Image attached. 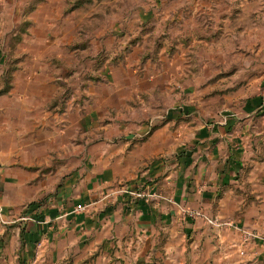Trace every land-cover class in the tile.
I'll list each match as a JSON object with an SVG mask.
<instances>
[{"label": "rangeland", "instance_id": "obj_1", "mask_svg": "<svg viewBox=\"0 0 264 264\" xmlns=\"http://www.w3.org/2000/svg\"><path fill=\"white\" fill-rule=\"evenodd\" d=\"M50 18L57 26L49 28V35L75 39L67 45L63 59L50 62L55 67L56 89L49 92L48 109L63 116L59 123L62 153H52L46 167H29L36 173V182L47 185L37 188L38 193L50 195L67 180L79 184L92 177L105 182L114 175L113 187L138 188L131 184L164 154L148 155L155 133L163 135L165 142L173 135L181 149L183 136L178 129L182 122L196 126L215 114H238L246 100L264 97V0H63L58 14ZM77 48L80 51L74 58ZM187 103L196 107V121L177 116ZM250 131L259 132V148L264 150V103ZM177 152L178 148L172 154ZM258 160L263 164L264 155H258ZM250 169H245L242 181L248 185ZM257 170L264 175V168ZM238 191L245 193L243 205L252 207L258 219H253L252 230L233 220L238 228H228L241 233V241L255 244L251 256L244 253L240 261L230 254L229 264H264V203L251 188ZM28 205H34V200L23 213ZM180 206V215L192 225L201 219L190 217L185 206ZM216 210L214 204L208 213L204 211L223 219ZM243 230L262 238L246 239ZM194 232L191 228L186 246L173 253L167 252L169 233L161 229L155 238L156 250L151 252H141L143 240L135 237L107 257L98 252L69 255L56 264H221L226 253L218 246L210 252L192 246ZM0 264L32 263L17 249L3 254Z\"/></svg>", "mask_w": 264, "mask_h": 264}, {"label": "crops", "instance_id": "obj_2", "mask_svg": "<svg viewBox=\"0 0 264 264\" xmlns=\"http://www.w3.org/2000/svg\"><path fill=\"white\" fill-rule=\"evenodd\" d=\"M62 7L63 0H0V257L17 249L32 264H56L69 255L94 252L107 257L135 237L143 240L141 252H151L156 250L155 238L161 229L168 231L167 252L173 253L186 246L191 228L197 234L192 246L205 252L218 246L226 253L221 264H229L232 253L236 261L244 253L251 256L255 242L242 243L238 231L212 228L203 219L192 225L183 219L179 208L180 204L202 207L208 213L216 204L215 214L224 220L255 229L256 216L252 207H244L246 196L238 189L251 188L264 203V175L257 170L264 168V162L258 160V155H264L258 142L262 139L257 138L259 132L250 131L251 121L264 103L259 95L238 106V114H215L211 120L201 117L203 121L196 126L182 122L178 129L183 136L179 138L181 149L173 135L167 142L159 133L150 138L153 150L149 157L164 152L162 159L131 185L146 186L160 198L145 201L122 194L86 213L73 212L76 204L113 189L115 175L105 182L92 177L79 184L67 180L50 195L37 192L47 185L41 180L37 183L36 173L29 167H46L52 153H62L59 123L63 116L48 109L49 92L56 89L55 67L50 62L56 57L63 59L67 45L75 39L49 35V28L57 26L50 15L58 14ZM79 51L73 50L74 58ZM181 107L177 116L196 121L194 104ZM248 166L250 185L242 182ZM149 178L154 179L152 183L147 182ZM33 200L34 205H28L23 213Z\"/></svg>", "mask_w": 264, "mask_h": 264}, {"label": "built area", "instance_id": "obj_3", "mask_svg": "<svg viewBox=\"0 0 264 264\" xmlns=\"http://www.w3.org/2000/svg\"><path fill=\"white\" fill-rule=\"evenodd\" d=\"M154 179L149 178L148 181L151 182ZM146 187V186H145ZM145 187H138V188H133L130 187L127 184H123L120 187H114L113 189L105 192L103 195L98 197L97 199H92L89 201L85 202H80L75 205L73 212L77 214H82L86 213L92 209H96L101 203L113 199L115 197H119L120 195L124 194H129L132 195L135 198H140L145 201H150L152 199L160 198L161 195L158 193H155L153 191H149ZM183 210H185L188 215L192 218H201L204 220L205 223H207L210 226L214 227H236L235 224L232 221H226L224 219H221L219 217H214L209 214H207L204 210L202 209H195V210H190L185 207H182ZM238 228V227H237ZM244 236L246 239L256 237V238H262V236H259L258 234L254 233L253 231H244L243 232Z\"/></svg>", "mask_w": 264, "mask_h": 264}]
</instances>
